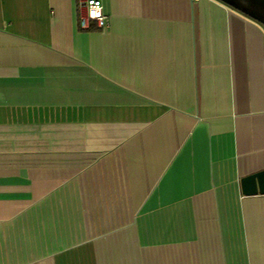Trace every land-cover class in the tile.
Listing matches in <instances>:
<instances>
[{
    "label": "crops",
    "instance_id": "obj_1",
    "mask_svg": "<svg viewBox=\"0 0 264 264\" xmlns=\"http://www.w3.org/2000/svg\"><path fill=\"white\" fill-rule=\"evenodd\" d=\"M102 1L0 0V264H264V28Z\"/></svg>",
    "mask_w": 264,
    "mask_h": 264
},
{
    "label": "water",
    "instance_id": "obj_2",
    "mask_svg": "<svg viewBox=\"0 0 264 264\" xmlns=\"http://www.w3.org/2000/svg\"><path fill=\"white\" fill-rule=\"evenodd\" d=\"M219 1L264 25V0ZM240 188L244 196L264 195V170L243 177Z\"/></svg>",
    "mask_w": 264,
    "mask_h": 264
},
{
    "label": "built area",
    "instance_id": "obj_3",
    "mask_svg": "<svg viewBox=\"0 0 264 264\" xmlns=\"http://www.w3.org/2000/svg\"><path fill=\"white\" fill-rule=\"evenodd\" d=\"M98 2L101 4V7L103 8V26H100L97 20H88V15H89L88 4H89V0H80V11H81V13H80V23H81V26L85 22L88 23V27H83L82 26V28H84V29H90L92 22H94L96 24L97 29H104L107 26V23H108V19L107 18L108 17L106 16L105 11H104V3H103L102 0H98ZM239 13H241V12H239ZM246 17H248V16H246ZM248 18H250V17H248Z\"/></svg>",
    "mask_w": 264,
    "mask_h": 264
},
{
    "label": "clouds",
    "instance_id": "obj_4",
    "mask_svg": "<svg viewBox=\"0 0 264 264\" xmlns=\"http://www.w3.org/2000/svg\"><path fill=\"white\" fill-rule=\"evenodd\" d=\"M88 20H97L100 26H103V8L98 0H89L88 4ZM83 27H88V23L85 22Z\"/></svg>",
    "mask_w": 264,
    "mask_h": 264
},
{
    "label": "rangeland",
    "instance_id": "obj_5",
    "mask_svg": "<svg viewBox=\"0 0 264 264\" xmlns=\"http://www.w3.org/2000/svg\"><path fill=\"white\" fill-rule=\"evenodd\" d=\"M261 25V24H260ZM264 28V25H261Z\"/></svg>",
    "mask_w": 264,
    "mask_h": 264
},
{
    "label": "trees",
    "instance_id": "obj_6",
    "mask_svg": "<svg viewBox=\"0 0 264 264\" xmlns=\"http://www.w3.org/2000/svg\"><path fill=\"white\" fill-rule=\"evenodd\" d=\"M91 28H93V27H91Z\"/></svg>",
    "mask_w": 264,
    "mask_h": 264
}]
</instances>
